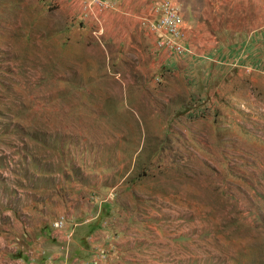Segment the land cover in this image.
Returning <instances> with one entry per match:
<instances>
[{
  "label": "rangeland",
  "instance_id": "1",
  "mask_svg": "<svg viewBox=\"0 0 264 264\" xmlns=\"http://www.w3.org/2000/svg\"><path fill=\"white\" fill-rule=\"evenodd\" d=\"M90 3L0 0V264L7 211L90 264H264V0Z\"/></svg>",
  "mask_w": 264,
  "mask_h": 264
},
{
  "label": "crops",
  "instance_id": "2",
  "mask_svg": "<svg viewBox=\"0 0 264 264\" xmlns=\"http://www.w3.org/2000/svg\"><path fill=\"white\" fill-rule=\"evenodd\" d=\"M134 1H138L143 4L147 0H103L101 3H90V5L101 7H113L126 9L131 8V4ZM111 2V3H110ZM152 2V1H151ZM256 5L260 3V0H254ZM222 2L219 3V8ZM92 5L90 7H92ZM98 6V7H99ZM149 4L146 5L148 8ZM6 214L12 215V224L9 228L13 250L11 257L3 258L8 264H90L89 260H85L90 256L92 258L94 249L98 247L97 232H92L88 227H79L75 232V229L69 231V227L63 230H55L50 236L45 232L40 231L23 232L24 224L20 222L14 211H7ZM77 248L76 253L71 252V249ZM49 250H53V253L49 255ZM80 255H75L81 253Z\"/></svg>",
  "mask_w": 264,
  "mask_h": 264
},
{
  "label": "built area",
  "instance_id": "3",
  "mask_svg": "<svg viewBox=\"0 0 264 264\" xmlns=\"http://www.w3.org/2000/svg\"><path fill=\"white\" fill-rule=\"evenodd\" d=\"M96 3H101L103 0H93ZM164 26L168 28L169 33L175 37L178 38L180 36V31H179V22H180V17L175 13V11H171L170 9L166 10L165 17L163 18ZM161 43H164V41H161ZM167 43L171 46L178 47L181 49L180 44H176L175 40H168ZM63 224V222H61Z\"/></svg>",
  "mask_w": 264,
  "mask_h": 264
}]
</instances>
